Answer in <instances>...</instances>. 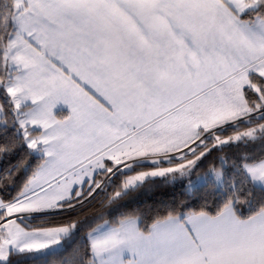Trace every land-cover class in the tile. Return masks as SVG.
Here are the masks:
<instances>
[{
  "label": "snow or ice",
  "instance_id": "obj_1",
  "mask_svg": "<svg viewBox=\"0 0 264 264\" xmlns=\"http://www.w3.org/2000/svg\"><path fill=\"white\" fill-rule=\"evenodd\" d=\"M0 264H264V0H0Z\"/></svg>",
  "mask_w": 264,
  "mask_h": 264
},
{
  "label": "trees",
  "instance_id": "obj_2",
  "mask_svg": "<svg viewBox=\"0 0 264 264\" xmlns=\"http://www.w3.org/2000/svg\"><path fill=\"white\" fill-rule=\"evenodd\" d=\"M171 191H173L172 187L171 186H168L167 188L165 189H162L161 190V194L158 195V196H154V199L159 201L161 199L163 200H170V195L166 196L164 195L165 192H168V193H171ZM175 195H176V198L179 199L180 196H181V190L180 189H175ZM103 197H98L97 198V201L94 203V205H89L88 207H86L84 209V212H85V217H82V218H91L92 216H96L99 214V209L97 207L98 203L100 200H102ZM147 199V198H145ZM158 207H161L160 205H157ZM145 208H150L152 207V204L151 203H148V204H145L144 205ZM250 211V209H245V214H247V212Z\"/></svg>",
  "mask_w": 264,
  "mask_h": 264
}]
</instances>
